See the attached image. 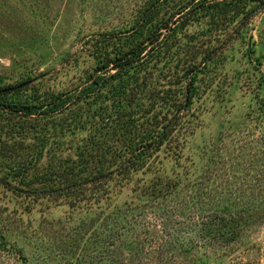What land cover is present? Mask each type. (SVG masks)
Here are the masks:
<instances>
[{"label":"rangeland","instance_id":"374dc122","mask_svg":"<svg viewBox=\"0 0 264 264\" xmlns=\"http://www.w3.org/2000/svg\"><path fill=\"white\" fill-rule=\"evenodd\" d=\"M218 1L0 0V264H264V5L231 22ZM157 35L134 92L96 88ZM193 92L146 165L81 184ZM221 214L230 234L202 238Z\"/></svg>","mask_w":264,"mask_h":264},{"label":"trees","instance_id":"16d2710c","mask_svg":"<svg viewBox=\"0 0 264 264\" xmlns=\"http://www.w3.org/2000/svg\"><path fill=\"white\" fill-rule=\"evenodd\" d=\"M214 3L215 4H209V6L207 7H212L210 5H216L220 7V11L222 13L224 11V14L227 15L229 21L235 22L236 19H238L241 15H244V10L246 9H244L245 6L247 7L249 4L253 3L255 4L253 9L250 10V14L264 5V0H222ZM249 14L247 12V15ZM158 38L159 36L157 35L152 41H150V44L154 46H152L145 55L143 54L146 51V46L141 47V45H137L136 47L120 54V56L118 58H115L114 60L111 58H101L100 65L97 67L96 73L91 76V78H93V83L96 85V88L98 90L105 91L104 89L114 86L113 83H115L117 84V88L113 90L118 93L117 95H120V93H122L123 91L124 94L134 92V90L137 88L138 81L136 78L134 79V74H140V71H142L136 68L139 67L140 64H145L149 60L150 56L157 57L160 54L158 46H161V44H157ZM111 63H115L114 66L119 68V70L115 74L110 75L108 78L99 76L98 73H100L101 71H103L104 74L108 72L106 70L109 68ZM183 75L184 77H186V73H184ZM95 89L93 90L91 87L87 88V90H91V92L96 91ZM193 90L196 93L195 88ZM13 91L14 90L10 91L9 88L0 89V108L12 107L11 104L3 102L1 100V97L5 95H11ZM194 92L186 97V104L184 106L167 104L165 105V114L162 118L167 122L160 128V130H148L144 135H141L138 138H122V136L118 137L112 147L113 149L114 146H116L117 150L112 151L113 154H111V160L103 159V156H100L97 162L99 164H103V161H105V166L102 165L100 168H98L99 170L96 172L93 178H90L89 180L88 178L87 180H81V184L86 183L92 179L103 178L108 174L114 173V170L117 171L124 166V168L126 169L132 168L133 165H136L137 167H143L144 165H146L148 162L147 160L151 158L155 153L161 151V148L165 145L168 138L171 136V133L175 129H177L179 125H181V120L184 116H180L179 113H181V111L185 113L190 109ZM84 95L85 93L76 95L73 98L75 99L74 102H80L83 99ZM57 98L60 102L63 101V104L59 108H57L56 106L58 105L55 104L56 110L65 108L67 101L70 99L68 98V96H65L64 99L62 98V96H57ZM14 105H16V103H14ZM52 105H54V103ZM22 108L23 106H20V109ZM54 111L55 110H53L52 112ZM169 115H171L170 120H168ZM153 116H155L156 119L159 118L157 114H154ZM108 149L109 148L107 147V150ZM117 162H119V164ZM108 163V168H106V164ZM115 166L117 169H113V167ZM226 217L228 216L221 214L219 216L217 215L214 219H211L205 225L206 227L202 229V231H204V234H206L205 236L200 234L201 237L216 240L220 238L222 239L227 234H230V231L228 232V226L230 227L231 225H233L236 220L231 217ZM176 243L179 246L181 252L185 255H193L192 253H190L189 248H194L198 244L197 240L191 238H189L188 240H181L180 238H176ZM69 263L73 264L72 262Z\"/></svg>","mask_w":264,"mask_h":264}]
</instances>
